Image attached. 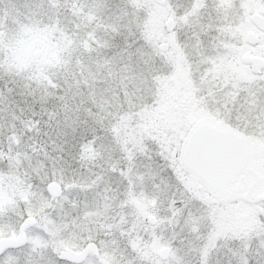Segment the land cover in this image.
<instances>
[{
  "label": "snow or ice",
  "instance_id": "1",
  "mask_svg": "<svg viewBox=\"0 0 264 264\" xmlns=\"http://www.w3.org/2000/svg\"><path fill=\"white\" fill-rule=\"evenodd\" d=\"M33 32L55 34L48 62L16 63L8 50ZM0 75L58 101L44 110L57 156L25 141L41 120L23 111L0 130V264H264V0L13 5L0 9ZM89 122L115 162L99 165L95 128L78 133ZM66 144L101 171L66 177Z\"/></svg>",
  "mask_w": 264,
  "mask_h": 264
},
{
  "label": "rangeland",
  "instance_id": "2",
  "mask_svg": "<svg viewBox=\"0 0 264 264\" xmlns=\"http://www.w3.org/2000/svg\"><path fill=\"white\" fill-rule=\"evenodd\" d=\"M114 4L120 2V0H112ZM51 37L44 38L39 34L33 32L27 36H21L18 43L12 47V59L21 65L24 66H31L37 62V58L44 61L45 63L48 62L50 58L49 54V47L52 45L50 41ZM38 52L39 55L35 56V53ZM2 85L4 87L3 91L7 95V100L9 103L6 102L0 103V125H3V129L0 130H10L13 127L15 129H19L21 124L18 120H13L12 118V111L14 110L17 115L23 111L24 118H31L33 120H41L40 124V133L36 135L35 133H29L25 135L24 139L28 144L33 143V140L29 137L34 136L35 142L37 144H45L47 146V151L51 153L53 156H57L58 153L53 151V140H57V135L55 131V126L49 127L45 121L48 120V116L45 114V109L51 110L54 107L58 106V101L55 97L47 98V103L41 101V96L43 93L39 90L38 87L32 88L30 86H26L23 80L20 77H9L7 75H1ZM8 89H11L8 92ZM35 90V91H34ZM9 105V106H7ZM35 113V115H33ZM81 118H85V114H81ZM93 128H95L94 134L101 138V149L104 154L105 159L99 161V165H105V161H112L115 162L118 157L119 153L112 150L111 147V138L106 135L99 127H96L89 122L87 125H81V128L78 130L80 131H88L93 132ZM10 134V131H9ZM69 141L74 143V140L71 136L67 138ZM0 142H3L6 147V139L3 135H0ZM70 144L65 145V152L63 153V159L60 160L58 168L62 166L64 175L69 179L75 177L76 179H84L88 176L89 169H92L95 172H100L101 167L96 166L93 168L92 165H82L78 158H74L73 155L69 154ZM43 154L39 157V159L43 160ZM35 164V160L32 161ZM145 163H148L145 161ZM46 167L51 169L52 163L46 162ZM7 168V161H0V169ZM34 183H39V180H34ZM112 187H116L117 185V178L115 176L111 177L110 180ZM71 199H77L80 201L85 200L84 193H72ZM93 198L92 193L87 194V199L91 201Z\"/></svg>",
  "mask_w": 264,
  "mask_h": 264
},
{
  "label": "trees",
  "instance_id": "3",
  "mask_svg": "<svg viewBox=\"0 0 264 264\" xmlns=\"http://www.w3.org/2000/svg\"><path fill=\"white\" fill-rule=\"evenodd\" d=\"M32 2H33V0H0V9H4L6 7L11 8L13 5L20 7V6L24 5L25 3L31 4ZM65 24L69 28L72 27V25L69 23L68 20H65ZM54 35L55 34H53V36H51V40H50L52 42V44H54ZM19 39H20V37L14 40V45H16L18 43ZM11 54H12V48H10L8 50V55L11 56ZM2 79L3 78H1V75H0V83H2ZM21 79L23 80L24 84H26V86H30L32 88L38 87L37 83L35 81H33L32 79H29V78H21ZM0 89L3 90L4 87L2 85H0ZM5 102L7 104L9 103V101H5ZM7 106H9V105H7ZM54 215H55V213H54Z\"/></svg>",
  "mask_w": 264,
  "mask_h": 264
},
{
  "label": "water",
  "instance_id": "4",
  "mask_svg": "<svg viewBox=\"0 0 264 264\" xmlns=\"http://www.w3.org/2000/svg\"><path fill=\"white\" fill-rule=\"evenodd\" d=\"M38 55H39V53H38V52H36V53H35V56H38Z\"/></svg>",
  "mask_w": 264,
  "mask_h": 264
}]
</instances>
